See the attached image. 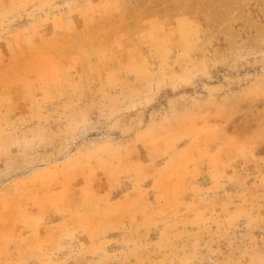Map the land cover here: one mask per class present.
I'll use <instances>...</instances> for the list:
<instances>
[{"label": "rangeland", "instance_id": "obj_1", "mask_svg": "<svg viewBox=\"0 0 264 264\" xmlns=\"http://www.w3.org/2000/svg\"><path fill=\"white\" fill-rule=\"evenodd\" d=\"M0 264H264V0H0Z\"/></svg>", "mask_w": 264, "mask_h": 264}]
</instances>
